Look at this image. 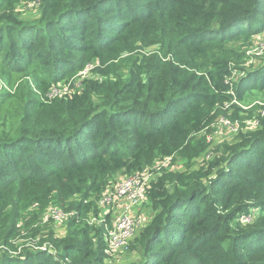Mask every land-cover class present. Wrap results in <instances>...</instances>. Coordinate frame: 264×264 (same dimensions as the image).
<instances>
[{"label": "trees", "instance_id": "obj_1", "mask_svg": "<svg viewBox=\"0 0 264 264\" xmlns=\"http://www.w3.org/2000/svg\"><path fill=\"white\" fill-rule=\"evenodd\" d=\"M257 36L264 0H0V264H106L88 218L111 221L108 186L167 157L126 264H264ZM224 117L239 128L209 160Z\"/></svg>", "mask_w": 264, "mask_h": 264}, {"label": "built area", "instance_id": "obj_2", "mask_svg": "<svg viewBox=\"0 0 264 264\" xmlns=\"http://www.w3.org/2000/svg\"><path fill=\"white\" fill-rule=\"evenodd\" d=\"M220 121H222L221 125L229 126L234 131L233 133L237 132L238 123H233L227 117L221 118ZM209 136L208 142H210ZM209 153L207 157L210 155ZM170 161L171 157H167L157 161L153 166L135 173L120 174L103 193L99 200V207L104 210L105 214L110 213L114 216L111 221H107V218L99 220V223H105L107 259L112 258L115 254L127 252L138 229L148 221V216L144 211H141V206L149 200V189L152 187L156 175L159 174L158 170L162 166L168 167ZM180 168H182V165L178 162L172 164L171 167V169ZM50 210L46 218H53L55 223L73 214L71 212L66 213L59 207ZM137 210H140V212H137ZM243 219L246 222L250 220L246 217Z\"/></svg>", "mask_w": 264, "mask_h": 264}, {"label": "rangeland", "instance_id": "obj_3", "mask_svg": "<svg viewBox=\"0 0 264 264\" xmlns=\"http://www.w3.org/2000/svg\"><path fill=\"white\" fill-rule=\"evenodd\" d=\"M22 10H23L24 14L28 17H34L38 14V6L35 4H30L28 7H23ZM248 53L250 54V56H248V58H246V61H244V64H243L244 68L251 69V68H255L259 65H262L264 63V36L263 37L257 36L255 46L251 50H249ZM243 72H245V70ZM236 79H237V76H234L232 78V81H235ZM71 85H73V82H71L67 87H69ZM61 86L62 85H58L59 88H61ZM57 88H54L55 91H57ZM62 88L65 89L66 87H62ZM55 91H53L52 93H55ZM249 101L251 102L250 105H254V108L258 107L257 109L259 110L260 104L264 103V92L258 91V90L251 92L250 96H249ZM221 124H222V121L218 122L216 125L217 130L211 131L208 133V135H210L209 136V138H210V147H209L210 153L209 154L210 155L208 156L209 160H210V158H212L216 154V151L218 148H220L225 143H230L228 141H232V138L235 136V133H233L234 131H232V129L229 126H227L225 124H223V125H221ZM202 161H203V158L198 159L196 161L195 168L202 166V164H203ZM178 163H180V162H178ZM180 164L182 165V167H186V164H184L182 160H181ZM143 209H144V206H141V211H143ZM137 212H140V210H137ZM71 213H73V212H71ZM114 215H117V214H114ZM69 217H65L61 221H56V225L54 228L56 236L63 237L66 235L67 228H66L64 223L67 222V219ZM246 218H249L251 220L252 217L249 215L248 216L246 215ZM88 219L92 223H99V220L101 218L92 215ZM250 220H249V222H250ZM146 224H147V222H145L138 229V233ZM46 233H47V229L44 228V230L40 233V235L42 237H45ZM18 241L19 242H28V241H30V238H27L26 235H22L18 239ZM132 258H133V254L123 252V253L115 254L112 258H110L106 261V264H126Z\"/></svg>", "mask_w": 264, "mask_h": 264}]
</instances>
